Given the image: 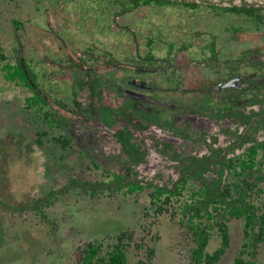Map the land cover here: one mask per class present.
Listing matches in <instances>:
<instances>
[{
  "label": "flooded vegetation",
  "instance_id": "flooded-vegetation-1",
  "mask_svg": "<svg viewBox=\"0 0 264 264\" xmlns=\"http://www.w3.org/2000/svg\"><path fill=\"white\" fill-rule=\"evenodd\" d=\"M10 1L17 15H12L11 19H5L3 15L0 21V61L6 60L1 63V67L6 63L15 66L24 58L30 61L31 55L36 51H31V47L34 44L40 47L41 42L48 46L44 50L54 51L59 56L55 62L47 60L43 65L45 68L49 66L51 70L60 71L63 64L68 68L74 63L76 72H67L68 75L65 76H70L68 81L73 83L76 81L75 74L78 73L83 75L85 84L77 86L75 91L76 112L70 110L68 115L67 108H58L70 120L65 124L61 118L63 128H56L63 130L62 132L68 131L72 137L71 142L93 163H116L118 168L122 167L121 161L113 156L121 152V144L114 135L116 129L112 127L115 122L120 123L119 126H128L145 150L144 161L137 164L136 168L138 176L145 178L147 176L142 175L141 171L144 167L145 170L150 169L152 161L161 163L168 160L178 164L179 178L181 169L186 163H190L188 159L191 156L210 154L213 148L218 147L223 149V155L233 157L243 153L252 144H243L242 135L264 139V136H259L264 130V102L256 101L258 97L264 98V29L241 13L216 11L217 5L229 6L224 2L69 0L97 2L100 7L103 6L100 3H107L104 10L115 7L114 21L121 19L124 11L135 14L143 9L150 10L156 23H159L158 16L162 14L163 7L170 5V9H174V6H178V12L170 10L172 14L165 16L166 23L172 19L174 21L173 26L166 31L160 25L149 27L142 24L136 28L131 20L120 30L124 35L126 29L127 36L124 38L110 37L106 32L97 35L93 31L82 38L77 36V41L71 42L56 35L54 28L47 27L44 23L42 25L46 27V31L54 34L52 39L48 37L42 41L43 37L38 36L34 40L31 27L36 23L38 13L34 11L33 4L40 0ZM22 1L31 8L25 18L18 17ZM262 3L242 0L236 5L250 7L254 4L264 9V2ZM73 12L77 14L76 10ZM104 12L99 16L102 20L105 19ZM150 12H145L144 15ZM0 14H4V11ZM55 19L60 20L62 26L68 23L60 17ZM87 20L92 27L98 17L93 16ZM71 21H78L77 17ZM89 22L84 21L85 24ZM88 26L86 24L87 30ZM228 26L231 28L228 29ZM233 27H237V30ZM104 37L109 39L106 41ZM98 42L106 45L101 46ZM212 42L216 44L214 48L218 56L211 61L209 47ZM6 52L11 53L8 55ZM43 66L42 70H45ZM195 71L198 76H195ZM0 72L5 70L1 68ZM97 74L101 76L99 80ZM2 78L6 80L4 73ZM97 93H102V99L105 100L102 105L112 109L108 114L111 115L110 118L103 117ZM252 112L257 114L246 125L242 118ZM152 114L175 122L176 128L148 120V116ZM104 139L108 141V146L102 142ZM109 143L116 144L117 149ZM199 145L205 147L206 151L197 149ZM192 147L195 150L190 151ZM177 153L180 158H177ZM158 175L155 173L156 177L151 179Z\"/></svg>",
  "mask_w": 264,
  "mask_h": 264
},
{
  "label": "rangeland",
  "instance_id": "rangeland-1",
  "mask_svg": "<svg viewBox=\"0 0 264 264\" xmlns=\"http://www.w3.org/2000/svg\"><path fill=\"white\" fill-rule=\"evenodd\" d=\"M212 1L224 2L227 5L242 2V0ZM247 1L256 4L264 2V0ZM100 4L103 5L102 8L97 2H71L69 0H40L35 2L33 7L38 14H36V23H33L31 27L34 40L35 37L40 36L43 37L42 41H44L48 37L52 39L54 35L48 33L42 23L46 24L47 27L52 26L56 35L58 34L71 42H76L77 36L82 38V36L93 31L97 35L106 32L110 37L123 36L124 38L125 35L127 36L126 29L124 35L123 31L120 30L125 28V25L131 20H133V26L136 28L142 24L149 25V27L150 25L152 27L160 25L163 31H166L173 26L174 21L172 19L166 23L165 16H169L172 12H178L176 10L178 6L170 9V5H167L163 7L162 14L157 15L159 18L156 16L159 19V23H156V18L153 17L154 15L149 9V11L140 9V12L135 14L124 11L122 18L114 21L115 7L104 10L103 7L105 8L107 3ZM30 10L31 8L28 7L27 3L22 1L18 17L25 18ZM75 10L77 14L73 12ZM170 10L174 11L170 12ZM3 11L4 14H0V21L3 15L5 19H11L12 15H17L10 0L0 2V12ZM103 11L106 14L104 20L99 17ZM159 11L161 10L159 9ZM145 12L150 13L144 15ZM75 16L78 21H71ZM93 16L98 17V21L91 27L87 19ZM59 17L68 23L62 26L61 21L55 19ZM84 21L89 22L86 23L87 26L89 25L88 30ZM259 27L264 29V24H260ZM103 39L107 41L109 38L104 37ZM34 40L33 42H35ZM44 43L41 42L40 47L35 44L31 47V51H36L32 52L34 55H31L30 61L28 60L30 65L32 64L33 67L37 65L39 69H42V66L49 60L55 62L59 59V56L55 55L56 52L44 50V48H48ZM98 44L101 45L99 42ZM103 45L106 44L102 43L101 46ZM10 53L6 52L5 54L10 55ZM259 56L261 57V54ZM40 58L41 60H39ZM5 62L6 60L0 61V70L2 68L1 63ZM63 66L60 71L52 69L56 75L51 79L48 78V74L52 70L49 66L46 68L43 66L45 68L44 74H46L44 88L49 91L51 100H53L54 94H57L56 91L62 92L64 90L63 84H67L66 82L70 78L65 74L76 72L74 63L68 68L65 64ZM1 72L0 151L5 145L13 146L16 150L19 143H15L12 138L19 137L23 142H26L27 151L24 150L23 152H28V155L27 158H18L14 151L15 156L9 154L6 157H0V199L2 201L0 202V264H77L82 247L87 241L99 238L108 243L117 233L126 228L133 230L135 235L127 253L130 264H139L141 259L146 260L145 249L137 246L144 237L147 243L156 245L155 255L148 264H191L189 255L192 239L181 224V214L178 209L181 201H177L175 197L171 203L163 205L150 195L151 189L131 192L124 188L119 192L110 193L106 191L91 196L82 189L76 188L65 195H61L52 204L44 203L43 208L46 213L44 218L30 205L35 199L44 197L46 192L51 189L64 185L71 176L84 179L105 178V174L112 173L118 168V165L106 162H103L104 164L99 162L98 165H95L72 142L64 147L61 142L57 141L59 137L63 136V132L48 123L45 110L39 114L38 107L27 108L25 89L19 84L3 80V73ZM55 88L56 90H54ZM74 88L76 89L77 86ZM67 114L70 113L67 111ZM259 136H264V130L259 133ZM39 138L43 145L37 143ZM102 142L108 146V141L106 142L104 139ZM110 146L117 149L116 144H110ZM197 149L201 152L206 151L205 147L201 145ZM191 150L195 149L192 147ZM88 151L92 153L91 149ZM259 157L260 160L264 159L262 151ZM177 165L168 160L161 163L152 161L149 165L150 169L145 170L144 167L141 173L147 176V179L156 177L155 173H158L157 182L170 184L171 179L178 178L179 166ZM261 168H263L264 173V165ZM262 186L264 187V181ZM184 196L186 197V195ZM262 200L264 201V195L260 197L259 201ZM26 204L29 206H25L24 209L19 208ZM159 205H163L164 210L157 213L156 206ZM230 224L232 245L219 264H233L243 239V220L233 219ZM219 244L220 236L215 233L210 242L209 250H214ZM257 257V264H264V243Z\"/></svg>",
  "mask_w": 264,
  "mask_h": 264
},
{
  "label": "trees",
  "instance_id": "trees-1",
  "mask_svg": "<svg viewBox=\"0 0 264 264\" xmlns=\"http://www.w3.org/2000/svg\"><path fill=\"white\" fill-rule=\"evenodd\" d=\"M150 1L147 0L148 3ZM215 9L232 14L241 13L248 16L253 22H257L258 25L264 24V9L256 7L254 4L250 7L236 4L225 7L217 5ZM230 28L228 26V29ZM233 29L236 31L237 27H233ZM210 46L209 59L212 61L217 58L218 52L214 48L216 44L212 42ZM234 46L232 43V47ZM2 68L5 70L3 73L6 80L19 84L25 89L27 108L38 107L39 114L45 110L46 120L52 127L63 128L61 118L65 124L69 123L70 118L61 114L58 108L65 107L68 112L70 110L76 112L74 110V104H76V89L74 87L85 84L82 79L83 75L77 73L75 74V82L71 83L70 81L69 83L67 80V84L62 83L64 90L62 92L56 91L57 94H54L53 100H51L49 99V91L44 88L46 74L43 73L45 72L39 69L37 65L33 67L31 64L30 66L27 58H24L23 61L20 59L15 66L6 63ZM194 74L198 76L196 71ZM48 75V78L51 79L56 74L52 70ZM96 77L97 80L101 78L99 74ZM97 95V102L102 105V102L105 101L102 99V93H97ZM256 101L264 102V98L258 97ZM212 106L215 105L212 103ZM228 107L229 104L227 103V110ZM109 111L111 112L112 109H107L105 105L101 106L103 117L110 118ZM256 114L257 112H252L244 115L243 123L249 124L252 116ZM148 120L163 126L168 125L172 129L176 128L175 122L163 120L160 115H149ZM119 124L118 122L112 123V127L116 129L114 135L121 144V152L113 156L119 162L121 161L122 167L117 168L112 173H106L105 178L84 179L71 176L64 185L51 189L46 192L44 197L35 199L30 205L44 218L46 217L43 208L44 203L52 204L61 195H65L76 188L82 189L91 196L106 191L110 193L119 192L124 188L131 192L151 189L150 195L163 205L171 203L174 197L177 201H181L178 207L181 214V224L192 239L189 255L191 264L220 263L232 245L230 222L233 219L243 220V239L233 264H257V256L264 243V201H259L260 197L264 195V187L262 186L264 173L263 168H261L264 165V159L260 160L259 157L261 151L264 155V139L258 140L254 136L245 137L242 135L243 144L246 142H252V144L243 153L233 157H228L227 154L223 155V149L218 147L213 148L210 154L191 156L188 159L189 164L186 163L187 160H183L186 164L181 169L179 178L171 179L170 184H162L156 181L157 178L147 179L144 176H138L137 164L144 161L145 150L137 138L133 136L134 134L129 127L119 126ZM12 139L15 143H19V146L14 150L15 147L5 145L1 148L0 157H6L9 154L15 156L16 154L18 158H27L28 152H23L24 150L27 151L26 142H23L19 137ZM57 141L67 147L72 141V137L68 131H64L63 136L59 137ZM37 143L42 144L40 138ZM180 157V154L177 153V158ZM93 164L98 165L96 161ZM184 197L185 199H183ZM0 202H2L1 199ZM163 205L156 206L157 213L164 210ZM25 206L29 205L26 204L19 208L24 209ZM215 233L220 236V244L211 251L209 245ZM134 237L133 230L126 228L117 233L108 243L99 238L89 240L82 247L77 264H130L127 253ZM137 246L145 249L147 254L146 260L141 259L139 264H148L155 255L156 245H150L144 237Z\"/></svg>",
  "mask_w": 264,
  "mask_h": 264
}]
</instances>
